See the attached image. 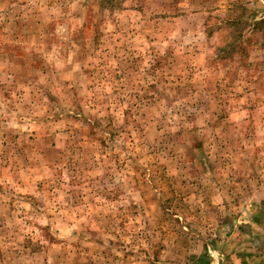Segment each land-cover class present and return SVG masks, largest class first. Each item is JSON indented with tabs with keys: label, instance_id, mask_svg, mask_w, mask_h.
Listing matches in <instances>:
<instances>
[{
	"label": "rangeland",
	"instance_id": "rangeland-1",
	"mask_svg": "<svg viewBox=\"0 0 264 264\" xmlns=\"http://www.w3.org/2000/svg\"><path fill=\"white\" fill-rule=\"evenodd\" d=\"M0 264H264V0H0Z\"/></svg>",
	"mask_w": 264,
	"mask_h": 264
}]
</instances>
